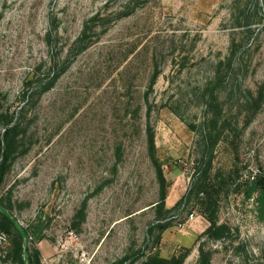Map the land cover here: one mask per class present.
Segmentation results:
<instances>
[{
    "label": "rangeland",
    "instance_id": "obj_1",
    "mask_svg": "<svg viewBox=\"0 0 264 264\" xmlns=\"http://www.w3.org/2000/svg\"><path fill=\"white\" fill-rule=\"evenodd\" d=\"M148 121L166 207L206 183L160 220ZM9 148L0 204L42 264H264L246 196L264 175V0H0ZM0 264H18L4 232Z\"/></svg>",
    "mask_w": 264,
    "mask_h": 264
},
{
    "label": "trees",
    "instance_id": "obj_2",
    "mask_svg": "<svg viewBox=\"0 0 264 264\" xmlns=\"http://www.w3.org/2000/svg\"><path fill=\"white\" fill-rule=\"evenodd\" d=\"M59 76L58 72L55 71L53 79H56ZM150 114V108L148 109ZM11 121L8 120V122ZM16 124L13 126H8L5 131V135L8 137L10 132L16 128ZM146 133L149 143V149L152 153L154 163L157 167V175L160 182V199L157 200L156 205L159 207V214L157 216L158 220L163 219L164 217L171 216L172 212L179 210L180 207L184 204L186 199L190 200V193L194 190H197V195L199 196L200 192L206 189L205 180H200L195 183L193 188L188 189L187 192L175 203L174 206L167 208L166 207V198L169 182L167 175L164 172L161 162L155 156V129L154 126L148 121L146 126ZM10 159V148L5 152L2 159H0V185L4 180L5 174L8 168V162ZM208 171V169H207ZM254 193L257 194V201L261 211L264 210V175H259L255 177L252 181V184L249 190H246V196L251 197ZM171 218V217H170ZM211 224L206 229V232L213 235L214 237H223L225 236L228 228L225 224H218L217 220L214 217H209ZM161 225V224H160ZM167 224L163 225L165 227ZM0 232H4L7 235L9 243L11 245V250L13 252V258L18 264H26L25 256L27 258L28 264H42L41 259V249L37 246L28 247L24 241V232L25 230L22 227H19L14 219L11 217L9 211H6L2 208L0 204ZM186 258V254H181L172 257L162 256L160 254H152L148 256L142 264H183ZM204 262L201 264H206L207 258L203 259Z\"/></svg>",
    "mask_w": 264,
    "mask_h": 264
},
{
    "label": "built area",
    "instance_id": "obj_3",
    "mask_svg": "<svg viewBox=\"0 0 264 264\" xmlns=\"http://www.w3.org/2000/svg\"><path fill=\"white\" fill-rule=\"evenodd\" d=\"M194 217H195V216H194V213H193V214H191V216L189 217V219H193ZM179 225L182 226L183 223H180Z\"/></svg>",
    "mask_w": 264,
    "mask_h": 264
},
{
    "label": "crops",
    "instance_id": "obj_4",
    "mask_svg": "<svg viewBox=\"0 0 264 264\" xmlns=\"http://www.w3.org/2000/svg\"><path fill=\"white\" fill-rule=\"evenodd\" d=\"M183 194L179 195L178 197H176V199H180V197L182 196ZM177 196V195H176ZM175 198V197H174ZM174 202V201H173Z\"/></svg>",
    "mask_w": 264,
    "mask_h": 264
}]
</instances>
